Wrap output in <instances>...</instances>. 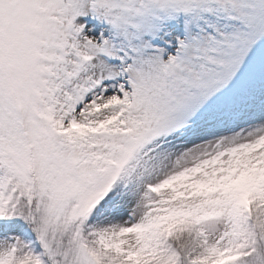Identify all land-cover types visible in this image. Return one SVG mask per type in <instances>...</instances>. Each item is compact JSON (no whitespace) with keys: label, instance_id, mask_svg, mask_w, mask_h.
I'll use <instances>...</instances> for the list:
<instances>
[{"label":"snow or ice","instance_id":"snow-or-ice-1","mask_svg":"<svg viewBox=\"0 0 264 264\" xmlns=\"http://www.w3.org/2000/svg\"><path fill=\"white\" fill-rule=\"evenodd\" d=\"M0 264H264V0H0Z\"/></svg>","mask_w":264,"mask_h":264}]
</instances>
